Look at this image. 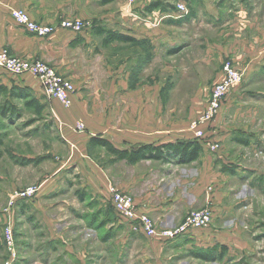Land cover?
<instances>
[{"label":"crops","instance_id":"0c3cea01","mask_svg":"<svg viewBox=\"0 0 264 264\" xmlns=\"http://www.w3.org/2000/svg\"><path fill=\"white\" fill-rule=\"evenodd\" d=\"M150 1L146 0L147 4ZM196 1L197 5L209 6L207 15L211 26L234 24V31L239 33L238 25L243 27L241 32L245 31L247 36L242 37L240 45L243 48L247 41L254 43L250 45L252 53L234 51L232 44L225 51L235 56L239 68L259 71L264 65V0H239V11L233 15L230 7H217L213 0L210 4L205 0ZM113 2L121 6L122 0H0V48L16 58L43 62L69 80L77 90L71 96V106L65 110L59 103L49 101L51 116L56 125L81 122L86 130L78 133L59 128L67 154L53 177L40 184L39 191L43 200L57 201L47 205L50 211L39 202L34 204L38 205L42 217L50 213L45 214L44 220L46 245L53 250L51 260L58 264H109L111 260L115 264H133L137 258L143 263L151 259L148 264H159L162 256H170V250L176 247L169 246L170 241L135 234L115 214L110 187L131 196L137 213L147 215L157 228L177 226L190 210L208 205L219 217L223 212L220 204L228 193L224 196V186L228 184L226 162L219 161L220 157L208 147L201 144V153L190 163L166 161V146L193 141L192 133L188 129L171 131L164 123L156 127L154 98L123 96L121 74L118 72L111 78L110 72H106L108 47L113 45L103 43L101 32L118 30L117 34L128 36V15L134 18L129 22L132 21L131 29L136 31L135 38L147 39L153 47L155 41H165L164 35L151 29L160 20L150 22L154 14H147L146 21L136 19L138 13L129 14L122 6L118 12L110 13L107 6ZM12 9L26 12L31 20L45 26L74 19L90 27L79 33L57 28L51 35L38 38L15 24L10 17ZM190 9L193 10L191 17H202L194 13V7ZM141 21L146 23L141 26ZM113 25L117 30L111 29ZM0 88L12 98L23 96L26 101H47L39 82L27 74L13 76L0 70ZM100 89L111 90L109 93L113 95L99 96ZM87 90H94L95 96L89 99ZM139 105L146 108L139 109ZM96 139L106 141L118 153L143 149V157L136 161L121 158L93 143ZM88 148L103 152L97 159L88 154ZM149 148H160L162 158L145 159ZM77 178L79 182L75 183ZM212 232L216 233L212 229L206 233L192 231L181 237L182 240L179 238V246L185 249L192 242H208L213 235L222 238Z\"/></svg>","mask_w":264,"mask_h":264},{"label":"rangeland","instance_id":"374dc122","mask_svg":"<svg viewBox=\"0 0 264 264\" xmlns=\"http://www.w3.org/2000/svg\"><path fill=\"white\" fill-rule=\"evenodd\" d=\"M213 1L217 7H230L231 15L239 11V0ZM196 2L152 0L147 4L146 0H122L123 10L138 13L136 19L146 21L147 14H154L150 22L159 18L158 26L151 29L164 35L165 41L159 39L153 47L147 39L135 38L136 31L129 22L133 17L128 15L126 37L131 42H114L113 47H108L106 72H110L111 78L121 74L123 96L153 97L156 127L164 123L174 132L187 130L203 114L209 90L223 79L225 64L243 73V81L228 92L217 116L204 127L205 139L201 143L219 156V161L226 162L228 184L224 186V196L228 193L220 204L221 216L216 217L212 209L211 225L194 232L212 229L222 238L213 235L208 242H192L185 249L179 246L183 238L170 241L168 245L176 247L170 250L169 257L162 256L159 264H264V65L257 72L239 68L235 56L225 51L227 45L232 44L234 51L252 53L250 45L255 44L247 41L242 48V37L247 34L241 32V25L240 33L234 31V24L211 26L209 6L205 8ZM154 4L157 7H151ZM121 6L113 2L107 9L114 13ZM179 6H184L185 12H179ZM192 7L194 13L201 14L200 19L191 17ZM145 23L141 21V26ZM111 29L116 28L113 25ZM236 38L240 40L235 42ZM109 91L100 89L99 96L113 95ZM86 92L89 99L95 96L94 90ZM7 93L0 88V264H58L51 260L53 250L46 245L44 220L45 214L50 213L42 217L38 205L34 206L39 202L46 208L57 200H43L39 192L14 204H10V198L53 177L67 154L59 128L74 132L78 122L56 125L50 111V102L56 100L46 98V102L39 103L26 101L21 95L12 98ZM138 107L145 109L146 105ZM212 144L217 146L215 151L209 148ZM87 152L98 159L103 151L88 148ZM7 227L13 236L12 252L5 243ZM110 262L115 264L114 260ZM146 263L140 258L133 261Z\"/></svg>","mask_w":264,"mask_h":264},{"label":"built area","instance_id":"2783aa9c","mask_svg":"<svg viewBox=\"0 0 264 264\" xmlns=\"http://www.w3.org/2000/svg\"><path fill=\"white\" fill-rule=\"evenodd\" d=\"M135 0H128L133 3ZM179 12H185L184 6L178 7ZM12 20L29 34L38 38L51 35L57 28L68 30L74 33L82 32L90 25L81 20L64 19L54 26H45L31 20L28 14L22 10L12 9L10 11ZM0 70L13 75H30L35 78L43 91L44 96L49 100H56L62 107L71 106V96L75 93L73 84L58 73L53 67L40 62L30 61L13 57L5 49L0 48ZM223 79L213 85L208 93L206 107L203 114L191 122L188 130L192 133L194 140L204 143V127L209 124L218 114L222 102L228 92L236 88L243 81V73L236 70L234 66L227 63L223 66ZM61 125V124H60ZM76 132H83L84 124L78 122L74 128ZM203 145V144H202ZM211 151H215L217 146H209ZM40 191V186H31L16 192L10 198V204L17 201L31 199ZM211 188H208V193ZM111 206L115 214L123 221L127 222L131 231L135 234H142L147 238H158L165 241H174L190 232L208 228L213 220V210L210 205L199 210H190L184 220L177 226L167 228H157L153 221L144 214H138L131 196L117 191L115 188L109 189ZM209 200V198H208ZM5 243L9 251H13V236L11 229L7 227L4 231ZM14 256V253H12Z\"/></svg>","mask_w":264,"mask_h":264},{"label":"trees","instance_id":"16d2710c","mask_svg":"<svg viewBox=\"0 0 264 264\" xmlns=\"http://www.w3.org/2000/svg\"><path fill=\"white\" fill-rule=\"evenodd\" d=\"M151 7H157V5H152ZM148 7L147 9L151 10L152 8ZM104 34L103 43L106 45H109L114 42H121V43H128L131 42V39L117 34L111 30H102L101 32ZM93 143H95L98 146L105 147L110 152H113L117 155H119L121 158L128 159L129 161H136L143 156H141L143 149L137 150L136 152H121L118 153L114 151L110 146L107 144L104 140H93ZM0 146H1V140H0ZM147 150V148H144ZM150 149V148H149ZM154 153V154H153ZM201 153V144L197 142L196 140L193 141H187V142H179L176 144H169L166 146V161H171L176 159L178 163L180 164H187L194 160H196ZM2 157V151L0 150V158ZM145 159H161L162 158V151L160 148H153L150 149L147 156L144 157ZM198 257L204 258V255H200Z\"/></svg>","mask_w":264,"mask_h":264}]
</instances>
